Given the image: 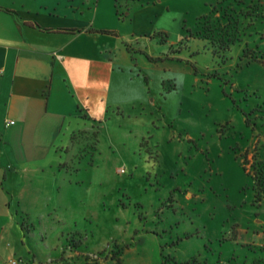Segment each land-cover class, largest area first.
I'll list each match as a JSON object with an SVG mask.
<instances>
[{"label": "rangeland", "instance_id": "rangeland-1", "mask_svg": "<svg viewBox=\"0 0 264 264\" xmlns=\"http://www.w3.org/2000/svg\"><path fill=\"white\" fill-rule=\"evenodd\" d=\"M164 1L151 36L113 38L139 60L149 104L83 130L54 183L65 206L31 211L40 239L28 240L51 264L255 256L239 231L264 233L252 175L264 159V0ZM222 37L235 38L227 51Z\"/></svg>", "mask_w": 264, "mask_h": 264}, {"label": "crops", "instance_id": "crops-1", "mask_svg": "<svg viewBox=\"0 0 264 264\" xmlns=\"http://www.w3.org/2000/svg\"><path fill=\"white\" fill-rule=\"evenodd\" d=\"M171 10L164 0H0V264L53 263L28 240L39 238L31 211L65 206L54 183L80 157L83 130L114 107L149 104L139 60L113 38L149 37ZM239 235L255 253L250 264L264 257V233Z\"/></svg>", "mask_w": 264, "mask_h": 264}, {"label": "trees", "instance_id": "trees-1", "mask_svg": "<svg viewBox=\"0 0 264 264\" xmlns=\"http://www.w3.org/2000/svg\"><path fill=\"white\" fill-rule=\"evenodd\" d=\"M118 16L120 17V19H123V15L122 14H118ZM208 21V19H207ZM211 32H213V30L211 28H209ZM215 31V30H214ZM200 34V32L198 33ZM205 38H207L205 36ZM235 40V38L233 39H226L225 37H222V39H220V41H218L221 45V49L222 51H227L230 49V45L231 43ZM213 41V40H212ZM214 42V41H213ZM217 54V51H214ZM219 54V53H218ZM151 61H154V59H150ZM247 160H245L244 162H246ZM255 164L252 166L253 167V179L255 181V190H256V196L258 201H261L264 198V159H259L258 156H255ZM261 165V167H259ZM248 171V170H247ZM249 173V171H248ZM162 264H208L207 262H201L199 260V258L197 257H193L191 258V260L188 261H178L174 258H169L166 259ZM251 264H264V257H260V258H255Z\"/></svg>", "mask_w": 264, "mask_h": 264}, {"label": "built area", "instance_id": "built-area-1", "mask_svg": "<svg viewBox=\"0 0 264 264\" xmlns=\"http://www.w3.org/2000/svg\"><path fill=\"white\" fill-rule=\"evenodd\" d=\"M13 124H15L14 121H7V122H6V125H7V126H10V125H13ZM9 264H19V262H18V260H16V259H12V260H10Z\"/></svg>", "mask_w": 264, "mask_h": 264}]
</instances>
